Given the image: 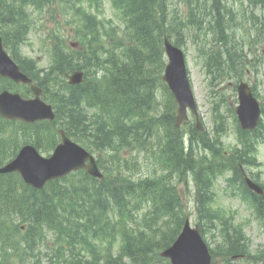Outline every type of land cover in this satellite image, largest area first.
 Here are the masks:
<instances>
[{
    "label": "trees",
    "instance_id": "trees-1",
    "mask_svg": "<svg viewBox=\"0 0 264 264\" xmlns=\"http://www.w3.org/2000/svg\"><path fill=\"white\" fill-rule=\"evenodd\" d=\"M121 1L126 14L130 17V28L127 34L123 38H118L115 32H107L108 38L113 39L115 43L110 49L102 47L100 39L97 38L96 42L99 44L97 55L93 58L90 56L85 57V59L88 58V63H90L87 66V75H92L90 82L77 88H71L68 98L63 97L53 100L57 105L68 111L67 121L65 119L61 121V125L67 130L68 134L78 140L80 138L88 139L95 146V149L102 154L104 153L108 159L116 158L121 147L129 148L130 144L138 139L147 138L146 135L151 133L150 128L160 120L152 117L151 112L156 110L154 91L157 88V83L161 82L160 75L163 68L162 38L165 33H168L165 22L167 0ZM198 1H206L208 11L213 14L212 16L216 18L219 16V9L212 10L210 0ZM250 2L253 7L261 4L264 10V0H250ZM203 9L207 8L204 7ZM229 13L232 18L237 16L232 8ZM261 22L264 23V19L255 21L253 23L254 28H257ZM217 27L222 32L224 24L219 22ZM242 31L244 32L242 42L238 40L237 35L234 36L235 43L230 46L227 61H223L221 55L216 56L215 54L210 57L212 66L214 64L223 75H228L225 72L226 67L224 65L238 70L241 75L245 74L247 69L250 68L246 53L250 50L251 53L255 52L257 55L259 46L264 48V27L261 36H258L256 40H250L249 37L248 40H245V30L242 29ZM18 36L21 37L20 34ZM90 42H93V40ZM252 47L255 48L252 50ZM116 48L126 51L118 54L111 50ZM241 48L242 52H240ZM55 55L56 64L53 67V74L57 75H54V78L65 77L67 73L77 69V66L65 55L61 48L55 50ZM256 57L251 66L253 70L258 72L257 66L264 62V55L261 54ZM25 65H28L27 69L32 70V64L25 62ZM83 68L85 67L83 66ZM95 68H98V70L94 71ZM164 88L166 89V87ZM80 98L81 105L86 102L87 108L95 110V112L82 109L79 104ZM172 101V98H168L165 105V108L171 113L174 111ZM168 115L169 113H167ZM163 118L164 116L161 119ZM86 123L88 125H85ZM53 127H55L53 124L37 126V128L47 130L46 133L49 135H51L50 130ZM257 132L264 133V124H260L255 133H247V137L253 135L254 138L256 137V141L259 142ZM165 138L170 143V146L163 151V160L167 168L180 172L182 180L183 175H186L189 170L194 171L195 180L200 186L199 191L202 197L203 195L205 197L204 202L209 200L211 194L208 197V192H210V185L213 184V178L225 171V166L220 162L219 164L216 163L215 168L212 164L209 168H205L207 161L205 158V162L197 167L195 160L198 158L193 150L188 155L184 152L182 134L181 136L177 135V138L182 140L175 139L173 130L171 132L167 131ZM192 139L200 143L203 148L213 150L218 157H222L224 147L220 141H212L207 136L202 137L198 135L196 129L191 132ZM54 140L53 136L48 138V146ZM142 142L143 140H141ZM35 144L41 148L43 146L42 139L38 138ZM241 144L245 151L240 150V153L236 152L234 154L236 155V162L244 167L253 166L257 163L255 157L257 143L254 144L245 138ZM163 145L164 140L161 135L158 146L163 147ZM111 163L114 168L104 167L109 176L104 182L93 180L87 175H81L78 180L67 181V185L53 182L35 200L18 206L19 208L23 207L22 212L25 213L32 224L38 225V228L42 224V226L51 229L53 234L58 239L61 238L60 240L66 242L71 249H75L78 244H83L84 250H90L91 253L87 252L91 258L85 254L71 251L77 258H73L68 264H127L124 263V251L118 259H114L111 252V240L114 239V232L117 227L125 233L127 231L123 217L115 222L116 210L119 207L121 212H125L126 207L123 203L126 201L129 203L128 198L133 193L138 198L145 197L146 193L151 191L153 181L151 178L145 179L142 175L136 177L137 181H133L131 177L124 178L116 169L117 164H121L129 170L128 160L124 158L117 157V163ZM238 164L236 166L237 173L240 172ZM212 168L214 169L211 170ZM112 173L115 175L114 177ZM9 191L11 193L16 192L12 187ZM9 191L6 190L5 194L1 195V190L0 194V209L4 212L3 203L10 195ZM0 215L2 216V212H0ZM174 237V235H171L168 239H165V243L162 241L156 243L152 238H146L144 234H140L132 236L131 243H128L127 246H134L136 242L142 240L141 243L136 244L137 249L149 247L150 252L158 251L169 246ZM105 244H107L106 247ZM58 251L59 253L63 252L61 249H58ZM81 252L84 251L81 250ZM0 264L10 263L2 262ZM130 264H145V262L140 259Z\"/></svg>",
    "mask_w": 264,
    "mask_h": 264
},
{
    "label": "rangeland",
    "instance_id": "rangeland-1",
    "mask_svg": "<svg viewBox=\"0 0 264 264\" xmlns=\"http://www.w3.org/2000/svg\"><path fill=\"white\" fill-rule=\"evenodd\" d=\"M254 3V2H252ZM210 4V3H209ZM106 10L108 15H112V12L109 8V4H105ZM201 6L202 8L206 7L207 9L203 10L202 9V14L203 17L206 18L205 24L213 29L216 28L217 23L222 21V16H224L225 20H228L230 22L229 27H232L233 31H231V35L229 36V39L232 38L234 35H237L238 40L242 42V37L244 35V32L242 29L245 30V40H248V37L250 40H256L258 36H261L262 28L264 27V23L261 22L257 28H254V22L255 21H260L264 19V10L261 4L253 5L251 4L250 0H224V1H219V7L222 9V7H232L235 9L236 13L238 14L237 17L232 18L227 13L221 11L219 9V16L213 17L210 15L208 11V4H205V1H201ZM210 7H212V4H210ZM178 10L179 15L185 19L187 15V9L182 2V0H170L169 6L167 7V12L172 13L173 11ZM213 15V14H212ZM189 18V16H188ZM187 20V19H186ZM237 26V28H236ZM264 32V31H263ZM249 33V35H248ZM66 34V32L64 33ZM73 34L70 32V35ZM44 37V31L43 30H36L33 31L30 36H29V41L26 45L23 46L22 53L23 55L30 57V58H35L38 59V65L41 68L47 69L49 65V60H48V53L46 52V46H44L43 41L41 38ZM204 38L205 36L200 34L199 39L200 42L204 43ZM185 45H184V52L187 58L188 62V69L190 72V81L193 86V96L196 102V108L198 111V116H199V122L201 124V128L204 130V134L202 132L200 133L201 135H214V129L213 128V120H212V115H211V110L214 111L215 104H217L216 110L218 111V124H217V134H221V140L224 139L226 142L224 149H229V147L234 148L230 145H234L236 143L237 138L239 135L243 136L246 135L244 131H242L238 125L236 124L235 120V110L238 105V98H237V91L234 87L236 81H231L230 77H227L223 83H221V80L215 81V86L213 87V95L211 94V89L212 87L209 86V83H206L205 80V71L203 69V59L199 56V52L197 48L194 46V42L196 41L194 37V30L193 31H187L185 32ZM208 43L206 45V49L210 50L213 47V43L211 42L212 36L208 35L207 36ZM244 40V39H243ZM210 43V44H209ZM209 44V45H208ZM255 47H252V50ZM263 49L261 46H259V51L257 52V55H254L253 53L248 54L247 61L249 63V72L250 76L255 82L258 84L260 88L257 89L259 95L264 97V62L262 64H259L257 66V70L259 73H255L252 69L251 63L257 58L256 56H260L261 54L264 55ZM240 52H242V48L240 49ZM206 54L209 53V51H205ZM253 60H251V59ZM164 59V57L162 58ZM199 59V60H198ZM254 64V63H253ZM256 69V67H255ZM252 71V73H251ZM258 86V87H259ZM192 92V93H193ZM264 102V99L262 100ZM167 103V100L165 102V105ZM215 110V111H216ZM191 125L188 127H183L180 130L187 131L188 133L192 132V127L195 125L196 126V121L194 118L191 116L190 121ZM85 125H88L87 123ZM178 133H174L175 139H181L177 138ZM166 143V144H165ZM165 147H169L170 143H167V140L164 142ZM174 144L176 146V143L174 141ZM237 146V145H236ZM135 148L137 150L142 149V146L136 145ZM197 156L198 159L195 160V163L197 167L203 163L201 158L204 156V152L199 149L198 147L196 148V151L194 152ZM212 156L218 157L217 153L215 151L209 152ZM208 154V156H210ZM159 154H157L158 156ZM219 158V157H218ZM144 160V159H143ZM221 159H218V161ZM258 161L262 164H260V170L263 172L262 176V181L264 182V145L260 146L258 148ZM153 162L150 159V163H146V160L144 162H140V167L141 169H144V172H148L146 168L151 167V164ZM228 164L226 163L225 166ZM145 166V167H144ZM255 169V168H254ZM166 171V170H165ZM250 173V170H248ZM166 174L170 173L168 170L165 172ZM254 173V172H253ZM164 174V172H160V175ZM180 174V172L174 173L173 177L174 179L177 178ZM134 176V175H132ZM257 178V177H256ZM178 182L175 180V183ZM182 183V195L184 197V207L185 210L188 209H195V206L197 207V187L199 184H197V181L195 180V172L192 170H189V172L185 175H183V180L179 181ZM180 185V184H179ZM225 186H226V181L224 179H221L218 183L215 182V184L210 185V189L217 195V203L214 204L215 207H226L228 210L232 209V205H235L233 200L226 199V194H225ZM134 195V194H133ZM132 197V196H131ZM213 207V204L212 206ZM155 224H159V221L155 222ZM4 232L8 234V239L6 240L7 242H10L15 244L16 247L18 248V253L21 251L24 252L26 249L25 245H32V247H27L28 250L32 253V249L34 250L35 255H40L41 257V264H50L51 260L50 258L54 260H58V264H63L64 259H68V255L64 254L62 258L55 259L53 257V253L51 251H47L49 253V256H43L42 253L40 252L41 250L44 249V252H46V244H41L40 241L33 243L28 242V236H27V230L21 225L17 224V218L15 215L11 218H6L4 217L3 219L0 218V233ZM52 234L48 233L46 235V238L54 243L55 237L53 236L52 239ZM256 238V237H255ZM61 239V238H59ZM251 242L254 240V237H249ZM258 241H264L263 237L257 238ZM252 250H256V246L252 242ZM22 255L21 254H16L12 258L13 264H22ZM25 260V257H24ZM27 261V260H25ZM34 261V258H33ZM57 263V262H56ZM151 264H155L154 261H152Z\"/></svg>",
    "mask_w": 264,
    "mask_h": 264
},
{
    "label": "water",
    "instance_id": "water-1",
    "mask_svg": "<svg viewBox=\"0 0 264 264\" xmlns=\"http://www.w3.org/2000/svg\"><path fill=\"white\" fill-rule=\"evenodd\" d=\"M167 44V43H166ZM168 45V44H167ZM169 46V45H168ZM170 56L177 62L171 50H169ZM183 63H181V67L169 66L166 69V74L164 80L167 81L176 96L179 103V118L178 124H181L183 121L187 119L184 114L185 106H186V94L190 95V88L186 79L185 70L183 69ZM182 73V77L177 75L176 72L180 71ZM13 78L15 79L16 74L11 73ZM71 83H78L82 81V74H75L70 77ZM239 99H240V107L238 109L239 119L241 121L242 127L244 129H253L256 126L257 119L259 116V106L257 101L253 98V95L247 85L242 84L239 87ZM4 103L9 105L11 109L4 107L1 112L5 115L13 114V111L20 114L21 119L26 118V111L24 103H20L14 100L2 99ZM193 112H195L193 99L189 103ZM53 118L52 116L47 115L46 118ZM45 118V117H44ZM89 156L86 154L84 150L77 147L76 145L70 144L65 139V145L61 146L57 152L55 157L51 159H44L40 157V155L32 148H25L21 151L20 155L13 163L7 165V167L1 170L2 173L8 172H16L19 173L24 181L35 187V188H43L44 185L52 180L58 179L67 173H69L72 169L81 168L84 166V162L88 159ZM91 164L87 167V170L97 176L102 177L98 172L94 161L91 159ZM175 249L173 248L169 250L164 256L170 257L172 259L173 264H191L184 260L183 255L185 254V250L180 249L178 251V255L175 254Z\"/></svg>",
    "mask_w": 264,
    "mask_h": 264
},
{
    "label": "flooded vegetation",
    "instance_id": "flooded-vegetation-1",
    "mask_svg": "<svg viewBox=\"0 0 264 264\" xmlns=\"http://www.w3.org/2000/svg\"><path fill=\"white\" fill-rule=\"evenodd\" d=\"M245 251V246L236 247V253L230 256L231 264H240L241 262L249 263L251 260V256L248 255ZM227 258H222L219 261L220 264H223Z\"/></svg>",
    "mask_w": 264,
    "mask_h": 264
},
{
    "label": "bare ground",
    "instance_id": "bare-ground-1",
    "mask_svg": "<svg viewBox=\"0 0 264 264\" xmlns=\"http://www.w3.org/2000/svg\"><path fill=\"white\" fill-rule=\"evenodd\" d=\"M210 1H211V4H212V10H214V9L218 10V9H220V7H219V0H210ZM202 27H203V29L205 31H207L204 26H202ZM217 40H218L219 45H222L223 44V42L221 40V37L220 38L217 37ZM1 190H2V184L0 182V193H1ZM0 218H1V216H0ZM34 241L35 240H32L31 238L28 239V242L29 243H33ZM29 246L32 247V245H29ZM32 250H33V248H32ZM33 252H34V250H33Z\"/></svg>",
    "mask_w": 264,
    "mask_h": 264
}]
</instances>
